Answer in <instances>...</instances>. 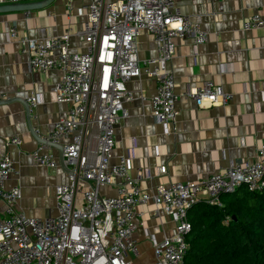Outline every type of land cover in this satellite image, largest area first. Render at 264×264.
<instances>
[{
	"label": "built area",
	"instance_id": "obj_1",
	"mask_svg": "<svg viewBox=\"0 0 264 264\" xmlns=\"http://www.w3.org/2000/svg\"><path fill=\"white\" fill-rule=\"evenodd\" d=\"M40 0H0V5ZM83 28L71 27L61 34L43 39H19L22 53L29 55L28 67L42 73L60 72L52 85L57 103L66 105L53 129L41 138L61 144L67 182L54 187L56 215L45 218L27 216L18 210L22 197L18 184L5 186L15 171L14 163L0 144V264H134L138 255L135 230L139 226L141 203L152 202L154 215L161 210L173 223L170 233L157 240L148 231L153 248L152 264H183L187 244L185 235L191 225L190 206L200 199L218 202L221 193H231L245 185L249 190L264 186V139L251 162L231 163L198 180L175 181L142 191L129 174L128 159L115 155V129L125 104L135 96L125 81L142 74L155 81L150 99L152 115L162 125L172 124L179 115L176 108V81L171 61L174 38L190 37L195 45L206 41V33L187 15L176 0H88L77 7ZM260 28L264 37V13H253L244 29ZM146 31L153 36L155 57L140 58L138 38ZM77 37L84 51H71ZM7 40L17 38L10 28ZM182 95L198 107L224 105L233 93L222 85L204 80ZM3 94L0 93V99ZM29 108L42 98L38 93L25 97ZM18 135L5 140L19 145ZM43 147L45 144H40ZM39 146L31 152L36 165L56 169L58 161ZM162 165L159 172L165 173ZM115 191L103 193L101 187Z\"/></svg>",
	"mask_w": 264,
	"mask_h": 264
},
{
	"label": "crops",
	"instance_id": "obj_2",
	"mask_svg": "<svg viewBox=\"0 0 264 264\" xmlns=\"http://www.w3.org/2000/svg\"><path fill=\"white\" fill-rule=\"evenodd\" d=\"M88 0H53L31 12L0 13V93L1 99L25 97L38 93L42 101L31 109L35 136H45L66 109L55 101L52 85L60 72L45 73L28 67L29 55L22 53L19 39L27 36L43 39L49 35L83 28L77 7ZM35 2V1H34ZM179 11L197 23L206 33V41L195 45L190 37L174 38L175 54L170 63L176 81V108L172 124L162 125L151 113L150 99L155 81L145 74L125 81L135 98L125 104L126 113L119 116L115 129V162L117 155L128 159L129 174L137 179L142 191L153 193L157 186L175 181L198 180L231 163L253 161L264 139V37L260 28L244 29V21L253 13H264V0H176ZM15 27L17 38L7 40V31ZM71 51H84L85 44L74 37ZM140 58L155 57L153 36L143 31L138 38ZM211 80L233 93L224 105L198 107L182 93ZM0 104V144L14 163L15 171L5 186L18 184L22 197L18 210L27 216H55L54 187L67 182L59 163V149L40 145L30 132L23 103ZM18 135L19 145L5 140ZM57 145V144H55ZM42 146L59 166L51 169L36 165L31 152ZM166 166L165 173L160 167ZM101 191L115 194L110 187ZM139 226L135 230L138 255L134 264H152L153 248L148 231L157 240L170 233L173 223L161 210L154 215L152 202L141 203ZM4 205L0 201V217Z\"/></svg>",
	"mask_w": 264,
	"mask_h": 264
},
{
	"label": "trees",
	"instance_id": "obj_3",
	"mask_svg": "<svg viewBox=\"0 0 264 264\" xmlns=\"http://www.w3.org/2000/svg\"><path fill=\"white\" fill-rule=\"evenodd\" d=\"M188 208L183 264H264V186L241 185Z\"/></svg>",
	"mask_w": 264,
	"mask_h": 264
},
{
	"label": "water",
	"instance_id": "obj_4",
	"mask_svg": "<svg viewBox=\"0 0 264 264\" xmlns=\"http://www.w3.org/2000/svg\"><path fill=\"white\" fill-rule=\"evenodd\" d=\"M53 0H40V1H35V2H27V3H15V4H7V5H0V13L1 12H15V11H25V12H31L32 10H36L42 7L47 6L49 3H51ZM12 101H20L22 102L20 99L15 98V99H11V98H6V99H0V104H7L10 103ZM23 106H24V111H25V116L27 119V123H28V127L30 129L31 133H34L35 136V128L34 126L31 125V119L33 118V115L31 113V109L29 108L28 104L25 102H22ZM37 141L40 144H45V145H52L51 143H48L46 141H44L40 136H35ZM55 146L59 149V163L60 166L62 167V169L69 173V169L67 168V166L64 163V156H63V147L61 144H57V145H52Z\"/></svg>",
	"mask_w": 264,
	"mask_h": 264
}]
</instances>
